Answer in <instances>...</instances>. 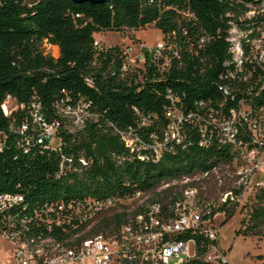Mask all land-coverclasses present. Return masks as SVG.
<instances>
[{"label": "built area", "instance_id": "2783aa9c", "mask_svg": "<svg viewBox=\"0 0 264 264\" xmlns=\"http://www.w3.org/2000/svg\"><path fill=\"white\" fill-rule=\"evenodd\" d=\"M253 1L243 16L261 17L259 22L246 26L231 22L227 27L216 95L184 109L178 96L168 92L162 108L166 120L162 141L150 144L149 155L141 152L145 144L138 135L128 130L118 133L127 153L138 159L156 158L163 142L180 141L182 123H193L200 145L230 146L228 161L161 180L150 189L125 181L121 192L99 197L30 201L19 192L0 191V238L9 244L12 264H230L212 221L255 201V193L264 190V0ZM132 31L117 32L122 36L120 44H105L96 36L100 32L93 33L91 64L106 59L107 48L117 45V51L105 60L104 71L133 85L146 76L164 78L173 65H180L179 52L164 43L159 30L153 47L125 42ZM83 80L93 82L90 76ZM52 106L56 117L44 120L38 101L18 103L6 94L1 110L8 125L0 130V152L9 146L25 155L37 147L52 150L59 157L55 176L80 174L91 159L62 151L59 131L80 129L96 114L81 100L60 99ZM110 156L117 162L125 157L124 153ZM196 175L216 178L215 202L199 194ZM0 264L7 262L0 259Z\"/></svg>", "mask_w": 264, "mask_h": 264}, {"label": "trees", "instance_id": "16d2710c", "mask_svg": "<svg viewBox=\"0 0 264 264\" xmlns=\"http://www.w3.org/2000/svg\"><path fill=\"white\" fill-rule=\"evenodd\" d=\"M253 0H104L100 3L72 0H0V130L7 129L8 117L1 102L10 94L18 103L36 100L44 120L56 117L53 103L60 99L88 103L96 115L80 129L59 135L62 151L78 152L91 159L78 173L55 176L58 155L35 148L29 155L9 146L0 152V191L23 194L30 201L105 196L121 192L123 182L141 189L155 187L161 180L203 171L230 158L228 144H199L193 123L180 127L179 142L165 141L156 158L138 159L127 153L118 133L127 130L144 142L142 153L151 154L150 144L162 141L165 118L162 108L167 94H176L184 109L193 102L218 93L215 82L226 56L224 37L228 25L244 26L261 17L243 16ZM152 23L165 44L179 52L180 65H173L164 78L146 76L141 84H127L104 71L106 59L92 65L93 33L113 31L125 34ZM246 26V25H245ZM203 37L202 43L199 38ZM46 42L57 48L52 71H44L38 46ZM115 69V66H114ZM90 76L92 84H86ZM9 135H14L9 133ZM124 153L122 161L110 154ZM246 231L254 234L264 221V190L254 195ZM232 214L227 211L222 222ZM243 223V217L240 220ZM258 234V233H257ZM198 241V238H196Z\"/></svg>", "mask_w": 264, "mask_h": 264}, {"label": "rangeland", "instance_id": "374dc122", "mask_svg": "<svg viewBox=\"0 0 264 264\" xmlns=\"http://www.w3.org/2000/svg\"><path fill=\"white\" fill-rule=\"evenodd\" d=\"M34 0H24L26 4H31ZM101 41L105 44H120L122 43V36L117 32L104 31L97 33ZM160 35L157 28L153 25H146L132 31L124 40H133L142 42L145 46L153 47L159 40ZM38 54L43 57V65L39 66L44 71H52L53 68L49 66L46 61L53 64L57 56V49L55 46L46 42L38 46ZM197 180L195 186L200 195L206 197L209 202H215L218 196L217 180L214 176L207 179H201L196 175ZM193 180L195 177H192ZM155 190L152 191L154 195ZM255 205L254 200L250 203L242 205L235 209L231 216L222 222L224 217H216L212 222L218 226L217 242L225 253V257L230 264H264V221L261 222L257 230L258 234H254L252 230L246 231L248 215L250 210ZM264 205V204H263ZM245 212V214H242ZM242 214V215H241ZM243 217V223L240 222ZM0 259L6 261L7 264H12L9 257V244L0 238ZM171 261V260H170Z\"/></svg>", "mask_w": 264, "mask_h": 264}, {"label": "water", "instance_id": "95a60500", "mask_svg": "<svg viewBox=\"0 0 264 264\" xmlns=\"http://www.w3.org/2000/svg\"><path fill=\"white\" fill-rule=\"evenodd\" d=\"M72 1H75V2H89V3H100L104 0H72Z\"/></svg>", "mask_w": 264, "mask_h": 264}]
</instances>
